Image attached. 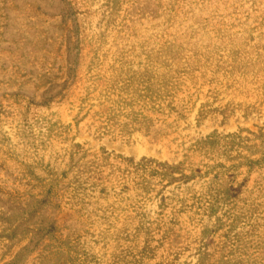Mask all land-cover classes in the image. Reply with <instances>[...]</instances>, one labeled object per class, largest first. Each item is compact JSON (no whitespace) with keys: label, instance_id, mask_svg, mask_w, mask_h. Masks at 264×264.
I'll use <instances>...</instances> for the list:
<instances>
[{"label":"rangeland","instance_id":"rangeland-1","mask_svg":"<svg viewBox=\"0 0 264 264\" xmlns=\"http://www.w3.org/2000/svg\"><path fill=\"white\" fill-rule=\"evenodd\" d=\"M0 264H264V0H0Z\"/></svg>","mask_w":264,"mask_h":264}]
</instances>
